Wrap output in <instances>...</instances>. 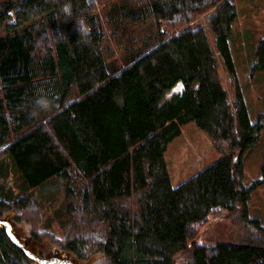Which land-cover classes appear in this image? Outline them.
<instances>
[{
  "label": "trees",
  "instance_id": "trees-1",
  "mask_svg": "<svg viewBox=\"0 0 264 264\" xmlns=\"http://www.w3.org/2000/svg\"><path fill=\"white\" fill-rule=\"evenodd\" d=\"M236 19L232 0H0V159L24 190L58 180L69 225L42 237L32 196L2 188L0 219L12 213L81 261L264 264V227L247 210L264 165L247 182L243 163L264 124L251 123L238 80ZM256 58L253 72L264 69V39ZM192 122L218 159L173 187L164 154ZM220 216L236 240L197 244ZM0 264H37L2 226Z\"/></svg>",
  "mask_w": 264,
  "mask_h": 264
},
{
  "label": "rangeland",
  "instance_id": "rangeland-1",
  "mask_svg": "<svg viewBox=\"0 0 264 264\" xmlns=\"http://www.w3.org/2000/svg\"><path fill=\"white\" fill-rule=\"evenodd\" d=\"M232 1L237 10V19L232 25L230 38L233 61L250 121L252 124H264V69L254 72L251 69L257 60L258 44L264 39V0ZM206 21V17L199 20L204 26ZM221 75L226 82L227 74L222 71ZM164 157L173 187L179 186L218 159L210 139L193 122L182 127L181 134L169 143ZM243 163L247 182L261 176V168L264 165V128L260 131L257 143L245 153ZM0 172V188L3 193L8 192L10 197H18L25 193L32 196L40 211L42 232L46 234L42 237L49 239L50 235L59 237L66 233L69 225L65 208L66 197L58 180L53 178L34 191L24 190L20 185V173L8 156L0 159ZM247 210L248 215L259 219L260 225L264 227V188H258L252 193L247 202ZM3 218H7L15 236L27 250L42 259L57 258L70 261L72 264H100L102 260L101 256L91 257L87 261L78 260L74 255L59 250L47 240L37 241L30 224L15 219L12 213L5 214L2 220ZM237 231L239 229L233 226L228 218L212 217L201 228L196 243L206 245L235 241Z\"/></svg>",
  "mask_w": 264,
  "mask_h": 264
},
{
  "label": "water",
  "instance_id": "water-1",
  "mask_svg": "<svg viewBox=\"0 0 264 264\" xmlns=\"http://www.w3.org/2000/svg\"><path fill=\"white\" fill-rule=\"evenodd\" d=\"M184 90V86L182 82L177 83L171 93L172 94H180ZM0 226L4 228L5 234L8 237V239L18 248L20 249L26 257L30 258L31 260L35 261L38 264H72L70 261H62L57 258H52V259H42L32 253H30L26 246L23 245L15 236L13 230L11 229V224L7 219H0Z\"/></svg>",
  "mask_w": 264,
  "mask_h": 264
},
{
  "label": "clouds",
  "instance_id": "clouds-1",
  "mask_svg": "<svg viewBox=\"0 0 264 264\" xmlns=\"http://www.w3.org/2000/svg\"><path fill=\"white\" fill-rule=\"evenodd\" d=\"M67 10V9H66ZM78 31L81 32L84 35H87V29L86 27L83 25V22H81L80 27H78ZM38 103H42L45 107H47V101H38ZM94 239L96 241H102L103 237L101 235H95ZM84 251L87 253V249H84Z\"/></svg>",
  "mask_w": 264,
  "mask_h": 264
},
{
  "label": "crops",
  "instance_id": "crops-1",
  "mask_svg": "<svg viewBox=\"0 0 264 264\" xmlns=\"http://www.w3.org/2000/svg\"><path fill=\"white\" fill-rule=\"evenodd\" d=\"M164 159H165V157H164ZM168 173H169V171H168ZM169 176H170V173H169ZM171 178V177H170Z\"/></svg>",
  "mask_w": 264,
  "mask_h": 264
}]
</instances>
